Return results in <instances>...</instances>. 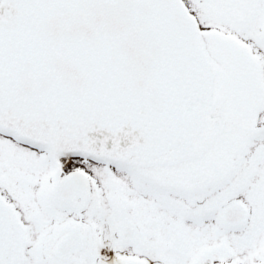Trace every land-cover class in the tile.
I'll list each match as a JSON object with an SVG mask.
<instances>
[{"label":"snow or ice","instance_id":"1","mask_svg":"<svg viewBox=\"0 0 264 264\" xmlns=\"http://www.w3.org/2000/svg\"><path fill=\"white\" fill-rule=\"evenodd\" d=\"M0 264H264V0H0Z\"/></svg>","mask_w":264,"mask_h":264}]
</instances>
